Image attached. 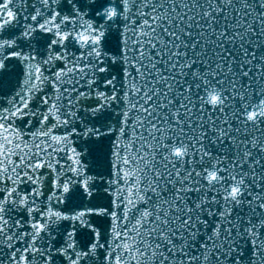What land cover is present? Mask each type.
<instances>
[{"label": "snow or ice", "instance_id": "obj_1", "mask_svg": "<svg viewBox=\"0 0 264 264\" xmlns=\"http://www.w3.org/2000/svg\"><path fill=\"white\" fill-rule=\"evenodd\" d=\"M0 264H264V0H0Z\"/></svg>", "mask_w": 264, "mask_h": 264}]
</instances>
